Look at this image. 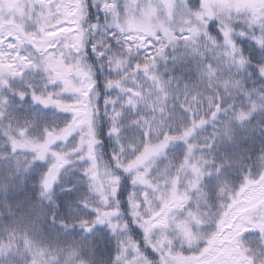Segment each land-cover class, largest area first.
Segmentation results:
<instances>
[{
  "label": "snow or ice",
  "instance_id": "6c2138e0",
  "mask_svg": "<svg viewBox=\"0 0 264 264\" xmlns=\"http://www.w3.org/2000/svg\"><path fill=\"white\" fill-rule=\"evenodd\" d=\"M94 6L105 13L104 31L119 45L113 52L111 43L92 44L93 52L105 57L114 73L106 79L105 87L117 94L103 98L108 132L117 146L114 167L103 163L99 151L101 97L94 68L87 60V47L100 25L89 18L90 0H18L10 11L8 0H0V129L14 156L13 175H25L37 162H45L47 169L39 180L40 207L47 202L58 208L55 186L75 157L85 162L81 171L97 201L95 216L78 221L86 235L67 240L51 264L89 260L97 264L96 240L103 237L94 233L96 225H105L116 240V255L110 264H258L264 260V247H251L245 234L252 237L259 233L260 245H264V166L255 174L245 173L236 186L226 174L235 161L227 153L219 160L212 154L218 144L233 142L237 128L246 131L255 115L264 114V85L250 89L238 78L250 61L236 40L238 36L250 37L264 53V0H199L197 7L187 0L182 5L177 0H125L123 5L120 0H97ZM237 23L243 26L237 29ZM212 27L219 29L222 39L212 35ZM170 50L175 53L171 56L174 60L209 55L216 60L201 70L206 91L185 84L183 99L175 96L187 114L179 127H173L168 119L175 78L165 79L158 71V65L170 58ZM257 68L264 77V63ZM26 71L44 73L45 90L14 89L12 81L23 78ZM139 74L142 81L136 79ZM128 81L135 87H129ZM47 85L56 90L48 91ZM176 87H180L179 81ZM10 92L21 100L30 94L34 103L70 113L71 118L62 127L45 125L39 135H31L29 122L21 123L9 112ZM64 93H69L71 100L63 99ZM237 95L243 97L240 104L234 100L225 104L226 97ZM204 104L207 111L202 112ZM126 112L136 113L128 126L139 129L143 140L123 135L121 120ZM221 114L225 119H219ZM209 123L214 130L201 143L196 134ZM252 130L264 135V124L252 126ZM73 133L77 135L75 143L58 146ZM177 142L184 145L183 158L153 173V164L166 157L169 145ZM208 157H212L210 162ZM260 159L264 160V149ZM121 173L129 176L133 186L128 196L129 214L146 243L158 253V261L145 255L128 234L129 225L121 217L117 198ZM0 186L7 190V179L0 180ZM207 187L216 190L215 211L208 203ZM193 198L195 209L190 206ZM89 203L84 200V207ZM201 204L207 206L206 211L201 210ZM8 211L16 215L11 207ZM49 218L65 231L74 227L64 219L57 220L55 212ZM208 224L211 230H203L201 226ZM0 232L10 237L5 241V259L14 255L12 238L17 232L34 238L18 224ZM23 243L22 239L16 241L17 251ZM26 259L27 264H33L31 256Z\"/></svg>",
  "mask_w": 264,
  "mask_h": 264
},
{
  "label": "trees",
  "instance_id": "16d2710c",
  "mask_svg": "<svg viewBox=\"0 0 264 264\" xmlns=\"http://www.w3.org/2000/svg\"><path fill=\"white\" fill-rule=\"evenodd\" d=\"M89 18L91 22L100 25V32L106 36L108 43L113 45L112 51L116 52L119 45H117L115 41L110 40L104 31L106 21L105 13L101 10L97 12V9L91 5L89 8ZM214 23L215 22H213V24ZM210 31L213 35L216 34L218 39H222L218 28L212 27ZM236 40L250 61L247 69L238 73V78H241L245 82V86L250 89L254 87L260 88L264 85V77L259 75L257 66L264 63V53L261 52L256 42L250 37L238 36ZM178 51L183 53L184 50L179 49ZM172 55H175V53L170 50V58L167 61H162L158 65V70L162 72V76L165 79L175 78L172 87L176 92L182 91L183 85L185 84L189 85V87H198L206 91L207 81L201 78L202 67L207 63L215 64L216 62L213 60L208 61L207 57L192 56H185L182 59L174 60L171 58ZM92 64L94 63L92 62ZM176 81H179L180 87H176ZM233 100L235 104H240L243 101V97L239 95L233 98L226 97L225 104L233 102ZM200 110L202 112L207 111V105H201ZM219 119H225L224 115L221 114ZM261 124H264V114L255 115L252 119V125L249 126L246 131L237 128L232 143L225 142L223 144H218V147L213 151L212 155L217 160H219L224 153H227L235 161V163L226 170L227 178L233 185L238 186L244 174L248 171L255 174L264 166V160L260 159L261 150L264 149V135H261L258 130H252V126ZM203 130L206 133L205 136L207 139L212 134L214 125L209 123ZM102 131L103 129H100L99 134H102ZM101 138L107 140V144L104 145L103 149L109 153L112 146L108 134L105 132L103 136L101 135ZM0 143L4 144L0 146V180L7 179L9 184L7 190L0 186V231L10 224H18L22 229L27 230L29 235L34 238L30 239L29 236L17 232L15 237L12 238V248H16V241L20 240L22 236L40 247L45 253H49V256L53 258L59 251L63 250L62 246L67 240H80L82 236L86 235L78 225L80 219H87V216L80 206V197L85 193L83 180L80 179L77 181L78 179L72 174L68 183V188H71V190L69 191L67 188L55 197L59 207L53 208L50 203L45 202L43 208H41L40 198L38 196L39 180L45 169L42 165L36 163L27 174L14 176L15 161H6L13 157V153L10 151L9 143L2 129H0ZM208 159L211 161L212 157H208ZM126 185L129 187L131 184L130 182H126V179H123L117 193V198L120 201L121 213L124 217L126 216L125 221H127L129 225L128 234L138 242L145 255L151 260L156 261V252L146 243L144 233L129 214V190ZM228 186L230 187V184ZM9 207L15 212V216L9 213ZM53 212H55L57 220L64 219L66 222L72 223L74 227L65 231L61 228L59 223L53 224L49 218L50 214ZM92 218L93 217L90 215V219ZM32 221L34 223H32ZM94 233H99L100 236L103 237V239L97 238L96 240L98 249L96 255L97 264H101V262H103V264H110V261H112L116 255L115 238L108 236L101 228V225L95 226ZM87 235L91 236L93 234ZM9 238L8 235L0 232V246H3L4 249L5 241ZM13 256L5 259L3 255L0 254V264H22L19 259L13 258ZM83 264H91V261H85Z\"/></svg>",
  "mask_w": 264,
  "mask_h": 264
},
{
  "label": "rangeland",
  "instance_id": "374dc122",
  "mask_svg": "<svg viewBox=\"0 0 264 264\" xmlns=\"http://www.w3.org/2000/svg\"><path fill=\"white\" fill-rule=\"evenodd\" d=\"M18 0H8V9L12 10L15 8ZM125 0H120L121 5ZM178 4H183L184 0H177ZM188 4L192 5L193 7H197L199 4V0H187ZM97 3V0H90V6L95 5ZM95 7V6H94ZM97 9V12H100V8L95 7ZM182 10V9H180ZM178 10V11H180ZM102 11V10H101ZM243 25L240 23H237L236 27L239 29ZM19 27V26H17ZM101 29H98L93 35L89 37V44L87 47V60L90 65L94 68L95 78L97 81V91L101 97V111L100 115L97 120L98 125V138L100 139L101 143L99 145V151L102 157V161L105 165L109 167H114V161H113V152L116 149V143L114 139L109 135L108 128H109V121L107 116L104 115V105H103V98L106 95H116L117 92L114 89H107L105 87V81L109 76L114 75V73H111L109 71V68L106 63L105 57L97 56L95 52L92 50V44L96 43L99 47L104 42H108L105 35L100 32ZM219 30V29H218ZM213 35V34H212ZM217 36L216 34H214ZM183 50V48H180ZM203 58V57H202ZM92 60V61H91ZM208 61H215L216 60L212 56H207ZM92 62L94 64H92ZM159 73L162 75V72L158 70ZM137 81H142L143 77L142 74H139L136 77ZM47 78L46 75L42 72L38 71H26L25 76L23 78H16L12 81V87L17 90H29V88L35 89L37 92L45 90ZM129 87H135V84L132 81L127 82ZM48 91H55L56 88L53 85H47ZM204 90V89H201ZM172 91L174 93L173 99L169 103V122L172 124L173 127H179L183 124V122L187 119V114L184 112V110L180 107V100L183 99L184 89L182 91H177L172 87ZM179 92V93H178ZM10 100H11V107L9 109V112L12 117L17 118L20 120L21 123H23L25 120L29 122V133L31 135H39L43 127L47 125L48 127H62L65 121L69 120L71 118V114L67 112H61L58 109L48 106L44 107L40 104L34 103L31 99V95L29 94L26 96L23 100H21L18 96H15L11 92L8 93ZM175 96H179L180 100H176ZM63 99L65 100H71V95L69 93L63 94ZM132 115V116H131ZM136 113H127L125 114V117L122 118L121 124L123 127V135L126 139L132 138L135 136L137 140L144 139L143 133L135 128L134 126H128V121L135 118ZM7 123V121H5ZM100 129L102 131V134H99ZM107 129V131H106ZM108 134L111 146L110 152L104 151V145L107 144V140H104L101 138V135L103 136L105 132ZM205 131L202 129H199L196 136L197 140L199 142H204L206 140ZM156 133L153 132V136H155ZM77 135L73 133L68 140L64 144H59V147H70L73 143L76 142ZM105 141V143H104ZM4 145L3 143H0V146ZM10 146V144H9ZM11 151V146H10ZM16 155H19L17 153ZM184 155V145L182 142H177L175 144L169 145V147L166 150V157L159 158L152 167L153 173H156L158 171H164L166 166H171L173 164L178 163ZM23 159V157H21ZM209 160V159H208ZM6 161H15L14 156L10 159H7ZM210 162V160H209ZM38 164L42 165L43 168L47 169V164L45 162H37ZM85 162H81L75 159L73 157L72 163L65 166V168L61 172L60 182L55 186V197L63 190H66L68 188L69 179L72 176V174L78 179L83 180V185L85 187V193H83L80 197V203L81 208L84 212V214L87 216V219H90V215L92 217L95 216V211L93 210V205L97 203L96 198L93 193L90 192L87 179L83 176V173L81 171V168L84 166ZM119 171V170H117ZM123 179H126V182H130L131 180L127 174L124 175V173H121V181ZM128 187V185H126ZM128 196L129 193L133 190L132 184L128 187ZM126 191V190H125ZM205 191L208 193V203L212 205V211H215V206L218 203V198L216 195V190L214 187H207L205 188ZM127 196V193H126ZM88 200L91 201L89 203L88 207H84L83 201ZM190 206L195 209L196 207V199L193 198V200L190 202ZM201 210L206 211L207 206L201 204ZM121 211V210H120ZM121 217L123 220H125L126 216L121 213ZM203 230H211L212 225H203L201 226ZM101 228L108 234V236L113 237L108 228L105 225H101ZM259 233H255L252 237H248L247 234H245L246 239L249 240V244L251 247H264V245H260L259 239H258ZM23 240L24 243L20 247V249L17 251L16 248H13L14 256L13 258L19 259L22 264H27L26 257L31 256L33 259V264H51L52 261L56 259V256L51 258L49 255L45 256V252L38 246H36L34 243L29 241L26 237H20V240ZM151 247V246H150ZM0 254L3 255V252L6 250L3 248V246H0ZM152 248V247H151ZM159 260V255L156 253V261ZM178 264H181L180 261H178ZM258 264H264V260L258 261Z\"/></svg>",
  "mask_w": 264,
  "mask_h": 264
}]
</instances>
